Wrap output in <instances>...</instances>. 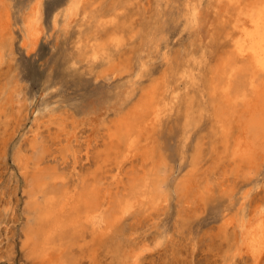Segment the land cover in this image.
<instances>
[{
	"label": "bare ground",
	"instance_id": "bare-ground-1",
	"mask_svg": "<svg viewBox=\"0 0 264 264\" xmlns=\"http://www.w3.org/2000/svg\"><path fill=\"white\" fill-rule=\"evenodd\" d=\"M43 7L23 10L26 53ZM53 12L54 29L74 31L70 66L123 92L86 121L65 104L31 113L14 71L12 6L0 0V167L16 174L0 226L19 227L22 258L193 264L187 235L225 204L219 230L191 251L203 244L220 255L214 264H240L243 250L264 264V191L250 208L264 174V0H66ZM205 16L208 41L197 36Z\"/></svg>",
	"mask_w": 264,
	"mask_h": 264
},
{
	"label": "rangeland",
	"instance_id": "rangeland-1",
	"mask_svg": "<svg viewBox=\"0 0 264 264\" xmlns=\"http://www.w3.org/2000/svg\"><path fill=\"white\" fill-rule=\"evenodd\" d=\"M65 2L66 0H44V18L41 25L42 32L36 43V46H34V49L26 53L20 43L23 35V29L21 28L22 26L20 25V21L23 10L25 9L26 5H28L29 0H10L12 6V15L15 22L14 29L17 34V40L14 43V50L16 51V65L14 67V71L19 77V85L22 87L24 93V98L21 102L27 105L31 113L36 112L37 110L42 109L47 105L65 104L75 111L78 110L80 118L86 121L90 119V117H92V111L96 109L100 110L107 105L117 102L123 92V88L120 87L122 82L111 81L107 84L102 82L95 84L89 77L90 72L86 67L79 66L78 68H75L72 65L70 66L66 57H69L73 50L71 46L73 43V38L75 36L74 31L65 35L62 33V31H60V29H54L53 27V11L55 10L56 13V11H58L65 4ZM204 18L197 36L204 39V41H208L209 33L207 29L209 28L207 24H209L210 22H208L207 16H205ZM203 22H205L206 27L203 26ZM49 32H51V34ZM71 68H74L75 71ZM80 74L85 75L81 76ZM79 75L80 77H77ZM99 95L101 96L99 97ZM18 140L19 138L17 137L16 141ZM8 162L9 164H11L10 158H8ZM10 172H12V176L9 175ZM15 176L16 174L12 170V168L7 170L4 167H0V210H2V212L4 210L10 209L16 203V196L13 195ZM261 177V184H259V187L256 190H253L251 194L252 203L250 205V208H252V212L255 210L254 203L258 200V198L263 196L262 191H264V174ZM224 206L226 205L220 204L215 206L212 210L208 211V213L206 212L204 214L205 216L203 215L200 220L196 221L193 224L191 230L192 232L190 233L191 235H187V237L190 236L193 239L192 242H194V239H196L200 234H203L205 232L216 233L219 230L218 227L222 220ZM6 225L7 228L5 230L4 227H6ZM164 225L169 230L173 228V226H171L173 225L172 219L167 218L164 221ZM200 225L202 227L204 226L205 228H202ZM197 230H199L200 232H198ZM19 236V227L15 228L14 226H12L11 220H8L6 223L1 224L0 253H2L4 250L10 249V251L12 250L14 254L12 259L10 260L6 257L0 259V264H29L22 258L20 254ZM192 242L189 239V244L188 246L186 245L185 249V256H188L190 254L189 258L186 256V259L188 258V261H193V264H214V259L219 258V254H217L216 252H209L206 245L203 244H198L194 248L195 252L191 251L192 249L190 246ZM217 248L221 249V246ZM242 254L243 257L241 259L243 262L241 261V259H239V263L251 264L252 261L249 260L250 256L246 257V255L248 254L243 253V250ZM262 258H264V256Z\"/></svg>",
	"mask_w": 264,
	"mask_h": 264
},
{
	"label": "snow or ice",
	"instance_id": "snow-or-ice-1",
	"mask_svg": "<svg viewBox=\"0 0 264 264\" xmlns=\"http://www.w3.org/2000/svg\"><path fill=\"white\" fill-rule=\"evenodd\" d=\"M262 67H264V63H262V65H261Z\"/></svg>",
	"mask_w": 264,
	"mask_h": 264
}]
</instances>
